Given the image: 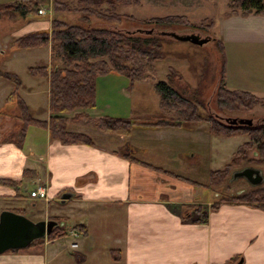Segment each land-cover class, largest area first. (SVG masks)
<instances>
[{
	"label": "crops",
	"instance_id": "crops-1",
	"mask_svg": "<svg viewBox=\"0 0 264 264\" xmlns=\"http://www.w3.org/2000/svg\"><path fill=\"white\" fill-rule=\"evenodd\" d=\"M15 1L24 0H0V4ZM233 21H237L238 25L243 22L257 25L260 31L250 34L249 38L226 21L221 25L225 44L233 42L244 45V41L264 44V17L251 15L244 20L233 18ZM33 25L26 24L23 32L17 35L38 28L47 30L48 27L45 22ZM227 30L237 32V36L234 33L229 37ZM15 58L16 55L9 60L15 62ZM38 63L46 64L45 58L36 60L35 64ZM5 71L14 72L20 77L22 85L18 87V94L31 109L33 117L48 122L51 116L48 79L30 77L26 68L25 75L30 79L25 82L21 70L9 66ZM4 81L6 83L7 80ZM139 83L142 82L137 81L132 89H128V80L121 75L109 73L98 77L96 105L82 112L89 118L109 115L146 120V112L134 109L133 103L152 102L151 106L157 110L158 97L153 91L154 83ZM247 88L253 93L264 92L254 85H247ZM13 89L11 86L0 87V211L21 210L20 203L24 201L31 202L32 208L42 202L46 208L42 218L63 216L65 225L83 224L86 232L82 234L78 231L82 236L79 241L72 239L70 233L55 241H44L40 251L0 254V264H264L263 207L257 203L229 199L203 200L194 196L192 185L170 176L177 174L169 165L175 152L168 147L167 140L172 139L169 136L177 135L178 129L135 128L133 133L143 131L148 136L162 133L157 143L147 146L136 144L132 137L126 140L69 122V131L91 137L93 144L86 145L63 144L51 138L48 127L32 125L27 130L24 143L19 146L16 136L22 121L16 116L17 113H12L14 119L5 115L7 110L14 112L13 107L3 108L9 102ZM156 115L157 118L160 116L159 109ZM117 142L130 152H120L118 147L112 146ZM125 153L151 167L130 160ZM140 154L143 156L140 157ZM153 156L171 160L168 164L154 163L150 159ZM152 166L164 172L156 171ZM262 173L264 175L263 170ZM243 180L251 189L264 182L251 185ZM39 184H46L47 201L29 198L28 189L33 190ZM51 202H57L60 206L53 205L52 209ZM189 204L201 206V210L207 213L206 222H196L197 215L191 221L184 220L191 215ZM213 204H216L215 208L211 207ZM104 205L115 210L114 218L119 220L116 222L117 229L107 237L110 240L107 245L99 246L95 245L97 238H106L104 232L110 229L95 221V218H100L99 208ZM63 208H66V213L61 215L57 211ZM95 224L101 225L96 228ZM86 239L91 240L86 243ZM72 243L78 247L71 248ZM112 250L115 253H111ZM76 254L78 259H75ZM112 254L116 255V259L111 257Z\"/></svg>",
	"mask_w": 264,
	"mask_h": 264
},
{
	"label": "rangeland",
	"instance_id": "rangeland-1",
	"mask_svg": "<svg viewBox=\"0 0 264 264\" xmlns=\"http://www.w3.org/2000/svg\"><path fill=\"white\" fill-rule=\"evenodd\" d=\"M32 1L38 2L39 4L41 3V7L44 8V10L46 11L45 13L41 14V16H39L38 18H33L32 16H29V19H19L14 18V16L8 14L0 18V73L2 71L7 70V68L11 66L15 70H21L20 72H22V76H24L25 82H28L30 79V74L28 77L25 75L26 68L28 66H31L32 64H35L36 60L45 58L48 70H52L54 65L63 66L61 60L56 61L55 64L53 63L51 59L50 45L25 49L23 47H17V38L20 37L19 35H17V33L23 32V28H25V25L29 23H33V26H37V24L45 22L48 24L46 31L51 30L52 20L54 18L61 19L69 24H89L93 27H108L114 29L127 30L128 32H136L139 29L147 30L150 28H153L154 30L163 29L175 31L189 29L187 27L185 28L179 25L154 27L153 25H145L140 24L138 22H133L123 16L120 21L112 22L99 18L95 15H88V17L86 18L81 12L61 11L57 13L54 10V2L56 0ZM59 1H68L71 4L76 3V0ZM229 2L230 0H140L139 5L121 4V6L117 8V10L120 14H130L136 19L176 15L184 16L190 24H211L208 30H199L197 28H194L201 32V36H204V34L207 33L212 37L209 42L203 45H196L186 41H176L172 38L166 37L168 39V43H165L161 49L165 52L164 58L155 61L153 63L152 68H146L145 72L147 74V77L137 81L142 82L139 84L144 83L145 85L155 83L159 80L165 81L168 79L167 75L169 71L173 70L175 71V73H173L175 86H179L180 88H178L180 90H184L186 92L185 94L189 96H197V99L203 102L204 106L200 109V113L202 116L206 117L207 114L213 113L223 116L249 117L252 118L254 123L257 125L261 124V121L264 118V92L257 91L256 93H253L252 91L248 90L249 88H247V85H254L257 88L264 90V44H262V42L251 41H244V45H236L233 42V44H225L224 40L222 39L223 36L221 31V25H223L226 21H230L229 24L231 27H238L237 29L244 36H249V38H251L250 34L258 33V31H260L258 30L257 25H248L244 24V22L238 25L237 21H233V18H241L242 20H244L249 18L251 15H256L259 17L264 16L257 15L254 13L244 14L240 9H236L234 11L232 7L229 6ZM43 3L45 5H43ZM32 31L37 32L41 30L38 28ZM226 33L229 37H231L234 33V36H237V32L231 33L227 30ZM216 42H219L221 44L222 50L218 48ZM15 55V62L10 61L9 59L15 57ZM0 78V80H2V85H0V87L5 88L11 86V89L14 88L11 92L12 94L15 88H17L15 83L8 80L5 83V78H3L1 75ZM221 85L229 90L249 92L253 94L258 101H256V103L251 101L250 104L248 103L249 109H245L243 111H222L217 106L216 98L217 90L220 89ZM18 90L19 88L17 89V91ZM196 92H198V94ZM195 93L197 95H195ZM11 94L10 96H12ZM150 100L153 101L152 99ZM151 104L153 103H133L134 109L146 112V120L143 118L137 119L136 117L127 118L131 119L135 123H141L148 120H156L160 118V116L157 118L156 115L158 109L156 110V107H154L153 109ZM4 106V110L8 106L13 107L12 109L15 110L14 112L7 110V112L5 113L7 117L10 116L11 118H13L12 113H17L16 116H18L20 121H22V119L19 117L21 114V108L17 104L16 98L14 96L10 97L9 102H7ZM86 110L88 109L69 111L65 114L67 117L71 116V118H76V121L73 122L77 124H82L86 127L96 129L95 127L86 123L88 119H94L89 118L87 115H85L84 112H82ZM80 115L82 117L79 118ZM139 127L140 126L133 127L129 136H122L116 134L113 135L123 137L126 140H129L130 137H132V140L136 144H144L147 146L151 145L150 143L158 142L162 134L161 132H156L155 134H152V136H148L146 133H143V131H136L133 133L134 129ZM171 128L178 129L177 135H171L169 137H172V139L170 140L168 138L169 140H167L168 147H170V149L175 152L173 162L169 163L171 158L166 157L161 158V160L159 158L161 156L157 154L156 155L159 156V159L153 156V158H150L151 162L153 161L154 163L159 164L162 162L166 164L169 163L171 169H173V171L177 174H172L170 176L192 185L194 188L193 194L195 197L197 196L198 198L207 201L211 200L212 202L217 200L221 201L224 199H234L233 197L235 193L239 192L242 189L244 190L240 194L245 193V195H247L251 187L243 179L230 181L229 178L231 171L240 169L243 166L250 165L259 167L264 172L263 163L248 159V157H255V154H253V150L250 151L248 157L242 156L240 153V156L238 158V164H236L235 166H229V174H227L223 178H220L218 182L214 183L209 177L210 172L212 170L221 169L227 166L230 163L231 159L239 154V150H242L240 148H242L243 144L248 140L247 136L243 134H235L232 136L215 134L210 131L209 123L205 120L198 124H194L191 128ZM5 134L6 133H4V135ZM89 138L91 139V137ZM112 146L118 147L120 152L128 151L126 150V146L121 145L119 143L114 144ZM142 156L143 155L140 154V157ZM191 180L199 182L200 184L193 183ZM259 188H264V182L261 185L254 187L253 189ZM29 189L28 192L31 191H29ZM39 200L47 201L44 199ZM259 204L263 203L258 202V205ZM20 205L22 206V209H24L25 216L34 221L40 219H53V217H58L49 215L53 217L42 218L43 211L46 210V208L44 209L45 205L42 202L39 203L35 208H32L31 202L24 201L21 202ZM53 205L60 206L57 202H51L50 206L52 207V209L54 208ZM189 205L190 206H188V208H191L189 209L191 215L186 216L184 218L185 221H191L193 219L192 217L196 215L199 217V213L201 210V206L199 205ZM57 212L63 215L64 213H66V208H63L62 211ZM114 212L115 210L106 208V205H104V207L99 208L100 215L98 216L100 218H95L96 222L100 221V223L104 224L103 226H109L107 227V229H110L104 232V237L106 238L109 237L112 231H115L117 229L115 227L118 226L116 222L119 220V218H114ZM62 217L63 216H59L57 221H64V218ZM196 222L202 223L198 220ZM100 225L101 224H95V227L97 228V226ZM65 227L70 228L69 224H67ZM73 232H71L72 239H78V241L81 240L82 236L78 233V231L75 230V232ZM85 232L86 231H83L81 233L85 234ZM106 238H103L102 236L100 238H97L95 245L100 246L101 244H104V246H106L108 241H110L109 238ZM90 240L91 239H86L85 242L89 243ZM76 247H78L76 243L71 244V248ZM40 250V246H35L30 247L28 249H21L16 252L25 253L27 251ZM113 251L114 250H112L111 253H115V251ZM7 253L10 252H4V254ZM78 257L79 256L76 254L75 259H78ZM111 257L116 259V255L114 254H112Z\"/></svg>",
	"mask_w": 264,
	"mask_h": 264
},
{
	"label": "trees",
	"instance_id": "trees-1",
	"mask_svg": "<svg viewBox=\"0 0 264 264\" xmlns=\"http://www.w3.org/2000/svg\"><path fill=\"white\" fill-rule=\"evenodd\" d=\"M121 4L139 5L140 0H76L75 4L56 0L54 10L57 13L61 11L81 12L86 18L88 15H95L112 22L120 21L123 16L133 22L153 25L154 27L179 25L185 28L208 30L211 26V24H190L184 16L176 15L136 19L130 14H120L117 8ZM43 5L45 4L43 3ZM41 6V3L32 0L0 4V18L7 14L19 19H29V16L38 18L41 16L38 12ZM229 6L234 11L240 9L244 14L254 13L264 16V0H230ZM165 43H168V39L159 34L139 31L128 32L122 29L93 27L89 24H69L58 18L52 20L50 31H32L21 35L17 38V47L25 49L50 45L53 63L55 64L56 61L61 60L63 66L54 65L52 70H48L47 65L43 63L27 67V72L31 76L43 77L49 81L51 116L48 122L35 119L29 106L18 94L17 89L22 85L20 77L11 71L0 73L3 78L14 82L17 86L11 94L16 98V102L21 108L19 117L23 121L16 136L17 144L21 146L24 143L30 126L38 125L44 128L48 127L51 138L58 139L63 144L92 145V140L86 134L67 130V124L76 121V118H69L65 113L95 107L96 80L100 76L109 73L121 75L128 80V89H132L137 80L147 77L146 68H152L155 61L164 58L165 52L161 49ZM216 43L218 48L222 50L221 44ZM173 73L175 71L170 70L167 80H159L153 85V91L158 97L160 118L135 123L127 117L104 115L99 118L88 119L86 123L100 131L129 136L135 126L191 128L194 124L205 120L209 123L210 131L215 134L224 136L246 135L248 140L240 148L242 150H239V154L234 156L227 166L210 172L209 177L214 183L229 174V166L238 164L240 153L242 156L248 157L250 151L254 150L255 157H248V159L264 164V123L252 126L230 125L217 118L213 113L207 114L206 117L202 116L200 109L204 106L203 102L198 100L197 96H189L185 94L184 90H180L179 86V88L176 87ZM222 85L216 93L217 106L222 111H243L249 109L248 103L258 101L249 92L229 90ZM196 93L198 94V92ZM196 93L195 95H197ZM80 117L82 116L80 115ZM128 154L125 153V156L130 160L151 167L150 164ZM157 170L163 171L158 168ZM6 183L12 184L13 182L6 181ZM233 198L229 200L257 204L260 202L263 204L259 205L264 208V188L251 189L247 195L245 193L238 194L234 195ZM211 207L215 208L216 204ZM16 212L24 213V210H17ZM206 217L207 213L200 210L197 220L203 223L206 222ZM53 219L57 220L58 217H53ZM65 226L64 224L55 227L47 237L34 241L25 249L41 246L44 241H55L65 237L70 229L80 232L85 231V225L83 224H74L70 228ZM10 251L19 250H8L7 252Z\"/></svg>",
	"mask_w": 264,
	"mask_h": 264
},
{
	"label": "water",
	"instance_id": "water-1",
	"mask_svg": "<svg viewBox=\"0 0 264 264\" xmlns=\"http://www.w3.org/2000/svg\"><path fill=\"white\" fill-rule=\"evenodd\" d=\"M139 32L159 34L176 41H186L196 45H203L211 40L207 33L201 36V32L194 28L182 31L139 29ZM217 118L230 125H256L249 117H232L215 114ZM264 123V118L261 121ZM245 179L251 185H259L264 181L262 170L254 166H243L231 171L229 180ZM64 221L55 219L31 220L24 213L4 209L0 212V254L8 250H20L30 246L34 241L47 237L58 226H63Z\"/></svg>",
	"mask_w": 264,
	"mask_h": 264
},
{
	"label": "built area",
	"instance_id": "built-area-1",
	"mask_svg": "<svg viewBox=\"0 0 264 264\" xmlns=\"http://www.w3.org/2000/svg\"><path fill=\"white\" fill-rule=\"evenodd\" d=\"M38 12L40 14H43L46 11L44 10V8L41 7V8H39ZM29 197H32V198H35V199L48 200L49 198H48V194H47L46 184H39L36 188L31 190L29 192Z\"/></svg>",
	"mask_w": 264,
	"mask_h": 264
}]
</instances>
